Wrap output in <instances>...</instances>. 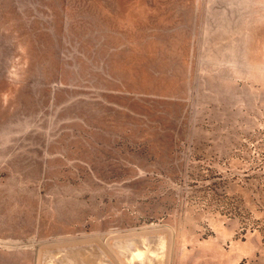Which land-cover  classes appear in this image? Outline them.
Listing matches in <instances>:
<instances>
[{
	"label": "rangeland",
	"instance_id": "1",
	"mask_svg": "<svg viewBox=\"0 0 264 264\" xmlns=\"http://www.w3.org/2000/svg\"><path fill=\"white\" fill-rule=\"evenodd\" d=\"M0 264H264V0H0Z\"/></svg>",
	"mask_w": 264,
	"mask_h": 264
}]
</instances>
